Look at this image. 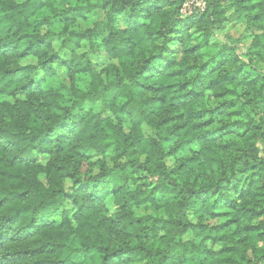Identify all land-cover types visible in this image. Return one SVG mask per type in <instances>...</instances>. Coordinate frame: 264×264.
I'll use <instances>...</instances> for the list:
<instances>
[{
	"label": "trees",
	"instance_id": "16d2710c",
	"mask_svg": "<svg viewBox=\"0 0 264 264\" xmlns=\"http://www.w3.org/2000/svg\"><path fill=\"white\" fill-rule=\"evenodd\" d=\"M185 1L0 0V264H264V0H233L263 55L234 68L230 49L199 61L200 24L224 20L218 0L182 17ZM84 41L113 62L95 70ZM88 150L112 166L85 185ZM138 172L152 183L128 187ZM67 200L75 211L57 223ZM139 205L152 213L134 215Z\"/></svg>",
	"mask_w": 264,
	"mask_h": 264
},
{
	"label": "rangeland",
	"instance_id": "374dc122",
	"mask_svg": "<svg viewBox=\"0 0 264 264\" xmlns=\"http://www.w3.org/2000/svg\"><path fill=\"white\" fill-rule=\"evenodd\" d=\"M22 1V0H17ZM206 0H186L182 6L183 10L181 11V16L185 17L191 13H195L198 10L202 11L205 6ZM221 9H223V22L220 27L216 29H208L205 24H200L206 31L209 32V43L208 48L204 51L203 57L199 58V61L204 59L206 55L213 54L216 59H220L222 57V51L223 49H227L229 51V54H236L237 55V61H235L231 65H227L228 67L234 68L237 66V64L241 63V59L239 58L242 56L243 58L250 60L253 62H261L263 59L262 53L258 52L257 50L252 48L253 39L256 35L260 33V31L250 25L247 24L245 19L241 16L240 11L233 6V0H218ZM197 10V11H196ZM101 10L93 11L92 13L86 15L84 18L79 19L72 27L76 29H82L89 25H91L92 22H94L96 19L100 18L102 16ZM120 23H117L119 25ZM200 27V28H202ZM198 27H194L190 30V33L192 36H197L201 33V29ZM61 40L59 38H55L52 45L60 59H66L68 57V53L60 47ZM87 51L89 58L93 64V67L95 70L100 71L104 66L107 64L113 62L110 58H108L105 53L103 52H95L89 50L88 42L84 41L81 44V47L79 49V52ZM264 61V60H263ZM36 59L34 57H28L25 60L22 61L23 64L28 63H35ZM55 71L57 73V76L63 84L67 83L66 78V72L65 70L60 66H55ZM19 98H22L23 96L17 95ZM205 98L211 105H215V100L213 99L211 92L206 91L205 92ZM2 100H7L12 102L14 98L12 97H1ZM83 108L85 110H90L94 112H98L101 110V105L99 103L97 104H91L88 102H85L83 105ZM142 132L145 136H154V132L145 124L141 127ZM197 144L193 145V148H197ZM87 154L90 156L91 160L95 163L92 167H87L86 165H82L81 167V184L89 185L90 184V178L96 174L99 170V163L104 162L106 166L111 167L112 161L107 157H102L98 153L88 150ZM263 157H264V153ZM48 158V155H38L36 157L37 161L41 163H45ZM169 164H171L170 160H168ZM40 179L45 182L44 178L41 176ZM68 182V183H66ZM139 183H145L146 185H149L152 183V180L145 178L144 173L138 172L135 174L134 179H132L128 183V187L134 188ZM64 187L65 189L71 193L73 189V183L70 179H66L64 181ZM105 209L107 215H111L115 212L116 207L112 202L111 197L107 198L104 202ZM75 211V207L72 204L71 201L67 200L63 203V205L60 207V209L54 214L53 220L57 223H59L62 219L63 213L67 212L68 216L71 217L72 214ZM147 213H152V210L146 206V205H139L135 206L133 208V214L134 215H143ZM157 215L162 217L163 212L158 211ZM189 219H193L192 216H189ZM222 221V219H214L210 221L211 223H219ZM185 238H189L188 235L185 236ZM214 249L218 250L219 247L215 246Z\"/></svg>",
	"mask_w": 264,
	"mask_h": 264
},
{
	"label": "built area",
	"instance_id": "2783aa9c",
	"mask_svg": "<svg viewBox=\"0 0 264 264\" xmlns=\"http://www.w3.org/2000/svg\"><path fill=\"white\" fill-rule=\"evenodd\" d=\"M184 6V5H183ZM183 10V7L181 8L180 12Z\"/></svg>",
	"mask_w": 264,
	"mask_h": 264
},
{
	"label": "clouds",
	"instance_id": "9594fccd",
	"mask_svg": "<svg viewBox=\"0 0 264 264\" xmlns=\"http://www.w3.org/2000/svg\"><path fill=\"white\" fill-rule=\"evenodd\" d=\"M66 183H68V182H66Z\"/></svg>",
	"mask_w": 264,
	"mask_h": 264
}]
</instances>
